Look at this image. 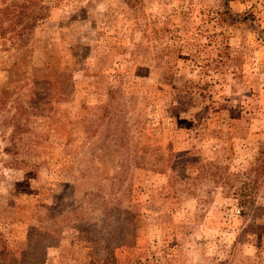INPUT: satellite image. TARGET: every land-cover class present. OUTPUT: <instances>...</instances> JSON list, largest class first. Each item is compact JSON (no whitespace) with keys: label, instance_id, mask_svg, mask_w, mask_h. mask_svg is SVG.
<instances>
[{"label":"rangeland","instance_id":"374dc122","mask_svg":"<svg viewBox=\"0 0 264 264\" xmlns=\"http://www.w3.org/2000/svg\"><path fill=\"white\" fill-rule=\"evenodd\" d=\"M40 2L0 18V264H264V0Z\"/></svg>","mask_w":264,"mask_h":264},{"label":"trees","instance_id":"16d2710c","mask_svg":"<svg viewBox=\"0 0 264 264\" xmlns=\"http://www.w3.org/2000/svg\"><path fill=\"white\" fill-rule=\"evenodd\" d=\"M43 6L40 0H9V2L4 3L0 7V18L2 20H8L9 22L5 27L2 28L3 31H14L15 24L17 22L25 23V26L30 25L35 19L42 18ZM264 167V143L259 147L256 164L254 166V171L262 170ZM250 185L241 186L237 194V204L242 207L251 195ZM219 262L217 264H221Z\"/></svg>","mask_w":264,"mask_h":264}]
</instances>
